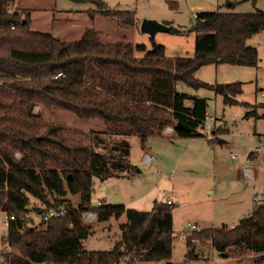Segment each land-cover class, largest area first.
I'll list each match as a JSON object with an SVG mask.
<instances>
[{
	"label": "trees",
	"instance_id": "16d2710c",
	"mask_svg": "<svg viewBox=\"0 0 264 264\" xmlns=\"http://www.w3.org/2000/svg\"><path fill=\"white\" fill-rule=\"evenodd\" d=\"M13 1L0 0V215L9 218L5 240L16 249L6 251V258L13 264H132L138 259L172 264V201H155L147 210L105 201L93 205V178L133 175L129 144L110 141L111 134L138 135L144 148L148 136L162 135L164 127L181 121L189 129H174L177 136L205 135L201 127L207 98L189 94L181 85L204 87L220 94L225 104L238 103L240 81L210 83L194 73L209 63L257 66V48L246 40L264 30V8L235 11L246 0H226L227 10L195 13L189 29L195 33L193 54L167 57L165 45L154 38L148 48L144 43L103 40L93 27L71 41L33 30L31 10L23 15L18 8L7 12ZM71 1L93 3L91 18L101 13L120 25L136 24L134 10L110 8L103 0ZM169 4L174 7L171 0ZM164 23L171 32L170 23ZM55 71L65 76L54 80ZM35 104L40 106L37 113ZM44 110L101 122V129L77 137L68 124L45 121ZM246 115L261 117L250 110ZM67 194L78 195L77 204ZM30 196L44 207H32ZM61 206L63 215L31 223V210L41 215ZM84 212H93L97 221L125 214L120 238L110 249L83 247V239L93 232ZM196 239L209 240L219 253L253 252L251 264H264V198L231 226L185 233L188 258L198 257Z\"/></svg>",
	"mask_w": 264,
	"mask_h": 264
},
{
	"label": "rangeland",
	"instance_id": "374dc122",
	"mask_svg": "<svg viewBox=\"0 0 264 264\" xmlns=\"http://www.w3.org/2000/svg\"><path fill=\"white\" fill-rule=\"evenodd\" d=\"M103 1L110 8L134 10L135 26L120 25L101 13L91 18L88 10L95 9V5L90 2L17 0V5L13 2L11 6L13 10L18 8L20 15L27 9L31 10V29L52 33L66 41L78 39L86 27H93L100 32L103 40L108 41L144 43L150 48V39L154 38L156 42L165 45L167 57L193 54L195 33L189 29L195 21V13L227 10L224 5L226 0H171L174 7L170 6V0ZM255 7L264 8V0H256L254 4L251 0H246L237 4L234 10L251 11ZM151 13V18L155 20L171 21L169 23L175 31H157L154 36L142 32L138 24ZM246 43L257 48V66L209 63L200 66L194 73L197 78L210 83L240 81L242 91L236 95L238 103L225 104L220 94L204 87H183L189 94L207 98L208 115L212 117L207 120L212 136L210 139L208 134L201 137H180L163 133L148 136L143 148L138 135L111 134L110 141H126L129 144L128 158L133 166V175L110 177L103 182L93 178V205L98 204L100 199L104 201V196L106 203L146 210L155 201H172L173 240L172 254L168 259L172 264H251L256 256L253 252L237 256L226 253L222 256L212 248L209 240L196 239L194 250L198 257L188 258L184 235L192 230H186L182 234V230L192 224H197L200 228L231 226L248 214L253 205L264 197V30L253 34ZM242 102H248L249 105ZM249 110L252 114L258 112L261 117L246 115ZM39 111L40 106L35 104L33 112ZM43 119L68 124L76 130L73 135L77 137L81 133L88 134L92 128L101 129L102 125L101 122L82 120L71 112L62 110H44ZM98 150L102 151L101 148ZM146 154L152 155L151 159L147 160ZM16 156L20 155L16 153ZM244 165L254 168V176L244 174ZM66 198L73 204L78 202V195L67 194ZM30 199L32 207H44L40 200L33 196ZM30 216L33 225L40 224V214L31 210ZM4 218L5 214H1L0 264H13L5 255L6 251L11 253L16 252V249L6 245ZM83 219L93 228V232L83 239V247L110 249L120 238L119 225L126 221V216H112L105 221ZM166 262L165 259H138L132 264Z\"/></svg>",
	"mask_w": 264,
	"mask_h": 264
},
{
	"label": "built area",
	"instance_id": "2783aa9c",
	"mask_svg": "<svg viewBox=\"0 0 264 264\" xmlns=\"http://www.w3.org/2000/svg\"><path fill=\"white\" fill-rule=\"evenodd\" d=\"M7 12L8 13H12L13 12V8L12 6H9L7 8ZM14 26L11 25V28H13ZM64 73L61 72V71H55L52 73L51 75V78L54 79V80H58V79H62L64 77ZM211 119L212 117L207 115L205 116V120L203 121V125L201 127V130L204 132V134H208L209 137L208 138H211V133H210V130H209V125L207 124V120ZM173 129V126L172 125H167L166 127H164V130L165 132H171ZM213 133V132H212ZM146 159L149 160L151 159V155L149 154H146ZM233 157H235L233 155ZM244 168V174L246 176H249V177H252L253 176V168L250 167V166H247V165H244L243 166ZM264 197H262L263 199ZM167 202H170V200H167ZM65 213V209L61 206V207H54V208H51V209H48V210H45L42 214H41V220H48L50 218H53V217H58V216H61ZM13 218V216H10V219ZM83 218L85 219H95V214L93 212H84L83 213ZM8 217L5 215V218H4V224L7 226L8 224ZM33 222L32 218H31V223ZM200 227L197 225V224H192L189 228H185L182 230V234H184V231L186 230H195V229H199ZM6 245L7 247L9 248V242L6 241Z\"/></svg>",
	"mask_w": 264,
	"mask_h": 264
},
{
	"label": "water",
	"instance_id": "95a60500",
	"mask_svg": "<svg viewBox=\"0 0 264 264\" xmlns=\"http://www.w3.org/2000/svg\"><path fill=\"white\" fill-rule=\"evenodd\" d=\"M169 29V26L163 22H159L153 18H143L140 22V30L142 32H146L148 34H150L151 36H154V34L157 32V31H168ZM172 31H175V28H171ZM176 128H181V129H189V127L181 122V121H178L175 123V125L173 126V129H176ZM220 142H223V140H219ZM222 256H225L226 253L225 252H221L220 253Z\"/></svg>",
	"mask_w": 264,
	"mask_h": 264
},
{
	"label": "crops",
	"instance_id": "0c3cea01",
	"mask_svg": "<svg viewBox=\"0 0 264 264\" xmlns=\"http://www.w3.org/2000/svg\"><path fill=\"white\" fill-rule=\"evenodd\" d=\"M13 2H14V4L17 5V0H14ZM151 16H153L152 13H151V14H148L146 18H151ZM30 19H31V17H30ZM157 21H159V20H157ZM159 22H163V23H164V22H171V21L163 19V20H160ZM139 25H140V22H139V24H138V27H139ZM155 35H156V34H155ZM249 38H250V37H249ZM219 64H220V63H219ZM201 67H202V66H201ZM199 68H200V67H199ZM199 68H198V69H199ZM198 69H197V70H198ZM197 70H196V71H197ZM196 71H195V72H196ZM181 88H183L182 85H181ZM206 114L208 115V111H207V110H206ZM257 114H259V113L257 112ZM259 115H260V114H259ZM209 116H210V115H209ZM257 118H258V117H257ZM163 133H165V134H170V135H171V134L176 135L174 129H172L171 132H165V131H163ZM223 142H224V141H223ZM256 153H257V152H256ZM254 154H255V153H254ZM248 156H249V155H248ZM151 157H152V155H151ZM144 159H145V157H144ZM254 174H255V171H254V168H253V176H254ZM96 179H97L99 182H103V181H100L98 178H96ZM93 187H94V184H93ZM209 191H210V190H209ZM210 192H211V191H210ZM103 198H104V201L106 202V197L104 196ZM100 200H101V199H100ZM100 200H99V202H100ZM167 200H169V199H167ZM39 212H40V211H39Z\"/></svg>",
	"mask_w": 264,
	"mask_h": 264
}]
</instances>
